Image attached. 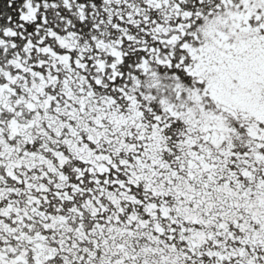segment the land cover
<instances>
[{
	"label": "snow or ice",
	"instance_id": "1",
	"mask_svg": "<svg viewBox=\"0 0 264 264\" xmlns=\"http://www.w3.org/2000/svg\"><path fill=\"white\" fill-rule=\"evenodd\" d=\"M0 264H264V0H0Z\"/></svg>",
	"mask_w": 264,
	"mask_h": 264
}]
</instances>
